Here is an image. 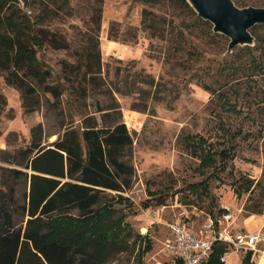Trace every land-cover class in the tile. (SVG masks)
I'll use <instances>...</instances> for the list:
<instances>
[{"label": "rangeland", "instance_id": "obj_1", "mask_svg": "<svg viewBox=\"0 0 264 264\" xmlns=\"http://www.w3.org/2000/svg\"><path fill=\"white\" fill-rule=\"evenodd\" d=\"M231 1L239 8L264 7V0ZM41 2L30 0L26 13H38ZM70 6L73 17L53 20L52 26L70 40L72 51L46 49L38 56L60 75V62L74 61V51L79 53L91 9L102 10V76L121 92L113 95L133 139L128 158L135 170L133 185L123 196L112 192L105 198L108 221L119 220L113 237L127 246L111 264H176L163 251L172 237L171 223H186L198 232L208 217H221L220 209L239 223L241 216L264 213V26L250 30L253 46H237L226 55L229 39L214 34L212 25L199 19L184 0H70ZM10 7L22 10L19 2ZM143 75L157 86L141 85ZM5 76L0 71V168L8 170H0V200L6 202L4 195L13 186L14 224L23 226L19 207L25 204L29 183L24 176L15 180L9 171H24L16 163L30 145L31 130L41 124V140L47 146L56 139L61 118L58 109L50 107L52 98L40 89V105L26 113L19 92L6 84ZM139 87L149 96L131 94ZM87 96L90 114L96 102L108 101L95 91ZM74 120L79 128L78 118ZM184 135L203 139L192 141L202 154L224 150L232 138L234 150L224 162L215 156L211 166L199 168L200 157L185 148ZM202 181L208 195L197 200L186 187ZM54 219V224L75 225L77 212ZM146 244L150 250L142 253Z\"/></svg>", "mask_w": 264, "mask_h": 264}, {"label": "trees", "instance_id": "obj_2", "mask_svg": "<svg viewBox=\"0 0 264 264\" xmlns=\"http://www.w3.org/2000/svg\"><path fill=\"white\" fill-rule=\"evenodd\" d=\"M17 2L0 0V71L6 75V84L19 92L26 113H33L40 105V89L52 98L50 107L58 109L61 120L56 139L47 146L41 140L43 126L34 127L30 145L21 153L22 161L16 163L25 172L9 171L15 180L27 178L29 188L25 204L19 207L23 226L14 224L13 186H8L4 195L6 202L0 200V264H111L127 246L113 237L112 229L119 220L108 221L111 213L106 193L123 196L133 185L135 170L128 161L133 139L113 95L121 92L102 76L98 39L102 10L91 9L79 53L74 51V61L62 60L60 75H56L38 53L46 49L72 51L70 40L52 26L53 20L73 17L70 0H42L35 15L12 10L10 6ZM140 83L149 89L157 86L149 75H143ZM94 91L108 101L96 102V111L90 114L85 99ZM131 94L149 96L140 87ZM132 109L146 111L145 107ZM76 117L79 128L74 125ZM196 138L203 143L202 138L192 135H184L182 140L185 148L200 157L199 168L211 166L215 156L224 162L234 150L232 138L224 150L202 154L200 146L192 142ZM186 189L197 200L208 195L205 181ZM71 211L77 212L75 225L54 224L55 216L63 217ZM225 213V209L219 210L220 215ZM255 214L261 212L249 216ZM146 247L142 253L150 250L149 244ZM212 249L205 264H224L220 258L228 252L227 246L215 243ZM251 254L246 252L243 261Z\"/></svg>", "mask_w": 264, "mask_h": 264}, {"label": "built area", "instance_id": "obj_3", "mask_svg": "<svg viewBox=\"0 0 264 264\" xmlns=\"http://www.w3.org/2000/svg\"><path fill=\"white\" fill-rule=\"evenodd\" d=\"M206 221L198 232L193 231L186 223H171L168 228L172 237L164 244L165 255L181 264H205L215 243H222L231 250L252 253L264 246V232L248 234L235 231V220L227 211L219 219L213 221L208 217ZM224 257L225 254L220 258L222 263Z\"/></svg>", "mask_w": 264, "mask_h": 264}, {"label": "water", "instance_id": "obj_4", "mask_svg": "<svg viewBox=\"0 0 264 264\" xmlns=\"http://www.w3.org/2000/svg\"><path fill=\"white\" fill-rule=\"evenodd\" d=\"M21 9L28 12L30 0H17ZM199 19L212 25V32L229 39L226 55L239 47L254 45L255 38L250 30L264 26V7L239 8L231 0H184Z\"/></svg>", "mask_w": 264, "mask_h": 264}, {"label": "crops", "instance_id": "obj_5", "mask_svg": "<svg viewBox=\"0 0 264 264\" xmlns=\"http://www.w3.org/2000/svg\"><path fill=\"white\" fill-rule=\"evenodd\" d=\"M241 223L238 218L235 219L233 226L237 232H245L248 234H255L256 232H264V213L256 214L255 216H241ZM246 251L231 250L225 254L224 264H264V247L260 246L256 253H252L250 257L244 262Z\"/></svg>", "mask_w": 264, "mask_h": 264}]
</instances>
